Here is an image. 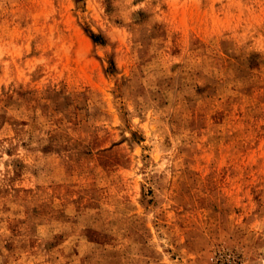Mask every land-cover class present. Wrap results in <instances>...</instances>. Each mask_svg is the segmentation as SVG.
<instances>
[{
    "label": "rangeland",
    "instance_id": "1",
    "mask_svg": "<svg viewBox=\"0 0 264 264\" xmlns=\"http://www.w3.org/2000/svg\"><path fill=\"white\" fill-rule=\"evenodd\" d=\"M0 264H264V0H0Z\"/></svg>",
    "mask_w": 264,
    "mask_h": 264
}]
</instances>
